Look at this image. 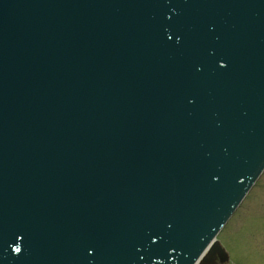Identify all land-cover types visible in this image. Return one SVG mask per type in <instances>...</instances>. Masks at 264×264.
<instances>
[{"label": "water", "instance_id": "1", "mask_svg": "<svg viewBox=\"0 0 264 264\" xmlns=\"http://www.w3.org/2000/svg\"><path fill=\"white\" fill-rule=\"evenodd\" d=\"M263 168L264 0H0V264H222Z\"/></svg>", "mask_w": 264, "mask_h": 264}, {"label": "rangeland", "instance_id": "2", "mask_svg": "<svg viewBox=\"0 0 264 264\" xmlns=\"http://www.w3.org/2000/svg\"><path fill=\"white\" fill-rule=\"evenodd\" d=\"M218 239L230 253L225 264H264V172Z\"/></svg>", "mask_w": 264, "mask_h": 264}, {"label": "snow or ice", "instance_id": "3", "mask_svg": "<svg viewBox=\"0 0 264 264\" xmlns=\"http://www.w3.org/2000/svg\"><path fill=\"white\" fill-rule=\"evenodd\" d=\"M169 39H170V38H169ZM176 39H177V42H179L180 37L178 36ZM20 250H21V249H19V248L14 249V251H16V252H20ZM87 251H88V252H92L93 249H92L91 247H88V248H87ZM87 264H92V261H91V260L87 261Z\"/></svg>", "mask_w": 264, "mask_h": 264}]
</instances>
